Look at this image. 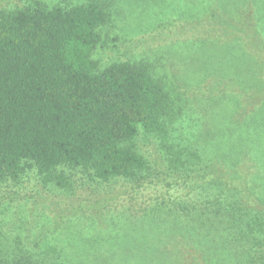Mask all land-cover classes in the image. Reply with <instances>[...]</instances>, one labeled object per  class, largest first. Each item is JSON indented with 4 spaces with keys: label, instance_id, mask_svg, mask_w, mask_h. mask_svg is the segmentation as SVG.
<instances>
[{
    "label": "rangeland",
    "instance_id": "obj_1",
    "mask_svg": "<svg viewBox=\"0 0 264 264\" xmlns=\"http://www.w3.org/2000/svg\"><path fill=\"white\" fill-rule=\"evenodd\" d=\"M40 1L47 6H70L83 0ZM29 2L0 0V10ZM105 2L108 21L99 28L102 40L91 57L100 67L119 60L150 63L152 74L161 78L169 93L170 140L180 147L205 148V161L214 166L209 178L225 181L205 193L210 200L225 187L230 204L221 201L218 211L215 203H199L204 195L197 192L196 212L192 216L184 212L179 219L161 204L157 188L148 183L134 189L129 180L114 178L107 186L97 185L77 172L78 183L70 176L66 187L58 188L42 183L41 175L25 168L17 182L0 185V242L6 246L31 242L41 232L49 242L69 248L70 264H104V260L112 264H264V110L257 112L258 105L264 108V95L254 94L247 83L233 78L229 63L225 70L216 68L220 65L216 58L213 64L203 63L202 36L171 28L174 22L194 27L211 0ZM260 37L263 62L264 31ZM223 52L215 46V54ZM259 79V87H264V68ZM153 140L141 130L135 138L147 160L144 175L175 178L161 164ZM149 227L170 234L172 242L163 237L159 246L165 247L158 249ZM124 242L150 258L144 261L136 253L123 250L120 255L108 248L114 243L123 247ZM20 246L10 249L12 258L25 253L24 245Z\"/></svg>",
    "mask_w": 264,
    "mask_h": 264
},
{
    "label": "trees",
    "instance_id": "obj_2",
    "mask_svg": "<svg viewBox=\"0 0 264 264\" xmlns=\"http://www.w3.org/2000/svg\"><path fill=\"white\" fill-rule=\"evenodd\" d=\"M107 10L105 0L70 6L32 0L0 10V185L17 182L26 168L41 175L42 183L65 188L70 176L78 183L80 172L82 179L97 185L107 186L114 178L129 180L134 189L148 183L157 188L161 204L175 218L196 212L197 192L204 195L199 203H215V209L221 210V201L229 203L225 187L212 201L205 192L225 181L209 178L214 166L205 161V148L180 147L170 140L169 93L161 78L152 74L150 63L119 60L100 67L91 57L101 43L99 28L108 21ZM204 13L194 27L174 22L171 28L202 36L203 63L213 64L216 58L217 66L220 63L216 68L223 70L229 63L233 78L247 83L254 94L264 95V87L258 85L264 68L263 52L258 50L264 0H211ZM214 43L224 52L215 54ZM225 53L228 57H221ZM263 110L258 105L257 112ZM140 130L156 139L161 164L176 179L144 175L147 160L135 144ZM152 232L158 249L165 247L159 246L163 237L172 242L170 234ZM36 234L31 242H10L12 246L0 242V264H70L68 247ZM20 244L25 253L12 258L10 249H21ZM120 247L114 243L108 248L120 255L123 250L136 253L144 261L150 258L132 251L130 242ZM58 257L64 261H57Z\"/></svg>",
    "mask_w": 264,
    "mask_h": 264
}]
</instances>
